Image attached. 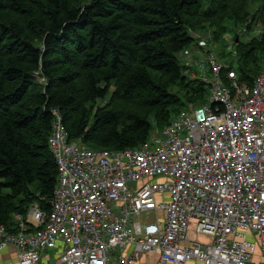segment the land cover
<instances>
[{
    "label": "trees",
    "instance_id": "16d2710c",
    "mask_svg": "<svg viewBox=\"0 0 264 264\" xmlns=\"http://www.w3.org/2000/svg\"><path fill=\"white\" fill-rule=\"evenodd\" d=\"M236 28L234 58L223 40ZM193 33H209L252 86L264 68V0H0V223L15 227L34 203L50 210L51 109L70 140L126 150L206 103L211 87L181 57L198 44Z\"/></svg>",
    "mask_w": 264,
    "mask_h": 264
},
{
    "label": "built area",
    "instance_id": "2783aa9c",
    "mask_svg": "<svg viewBox=\"0 0 264 264\" xmlns=\"http://www.w3.org/2000/svg\"><path fill=\"white\" fill-rule=\"evenodd\" d=\"M193 36L198 44L181 57L211 94L141 146L70 140L60 110L51 109L59 176L50 210L34 203L26 216L13 215L15 227L0 223V252L13 247L19 264H39L62 242L50 264H136L148 254L158 255L156 264L264 262V68L248 86ZM227 49L236 58L234 41ZM147 213L156 220L142 222Z\"/></svg>",
    "mask_w": 264,
    "mask_h": 264
},
{
    "label": "crops",
    "instance_id": "0c3cea01",
    "mask_svg": "<svg viewBox=\"0 0 264 264\" xmlns=\"http://www.w3.org/2000/svg\"><path fill=\"white\" fill-rule=\"evenodd\" d=\"M258 33V32H257ZM256 33V34H257ZM64 251V245L62 242L57 244V247L54 250L45 251L42 256L39 264H50L55 259H57ZM132 248L129 247L126 251V254H130ZM158 259L157 254H148L142 257L140 261L136 264H156ZM261 263L264 264L263 260ZM0 264H19L16 249L13 247H8L0 252ZM188 264H201L200 262H190Z\"/></svg>",
    "mask_w": 264,
    "mask_h": 264
},
{
    "label": "rangeland",
    "instance_id": "374dc122",
    "mask_svg": "<svg viewBox=\"0 0 264 264\" xmlns=\"http://www.w3.org/2000/svg\"><path fill=\"white\" fill-rule=\"evenodd\" d=\"M257 31H259V30H257ZM230 33L229 34H226L225 35V39L223 40V42H224V44L225 45H227V47H228V43H230V42H235V34L238 32V29L236 28V29H230V31H229ZM238 33H240V32H238ZM195 35H196V37H197V39L199 38V40H200V38H204V39H206V40H208L209 41V39L211 38V35L209 34V33H204V34H201V35H198V34H196L195 33ZM251 36H248V35H243L242 34V36H241V39L242 40H247L248 38H250ZM38 43V42H37ZM210 45V44H209ZM224 45V46H225ZM216 47H219L218 45H216L215 46V51L217 52V53H219V51H221L220 49L221 48H216ZM32 78H33V80L34 81H36V82H38L40 85H43V86H45L46 84H47V81H46V79L41 75V74H39V73H36V74H34L33 76H32ZM114 89H112V91H113ZM101 103H103V102H101ZM82 143H80V145H81ZM3 182V180L2 179H0V183H2ZM8 190H5V192H7ZM160 215H162V213H159ZM156 213H147V214H143L141 217H140V220L142 221V222H147V221H155L156 219ZM253 240L257 243V245H258V247H257V251H256V254H255V257H254V261H255V263H257V262H259V259L262 257V249H261V246H260V242H259V235L258 234H255V235H253Z\"/></svg>",
    "mask_w": 264,
    "mask_h": 264
},
{
    "label": "water",
    "instance_id": "95a60500",
    "mask_svg": "<svg viewBox=\"0 0 264 264\" xmlns=\"http://www.w3.org/2000/svg\"><path fill=\"white\" fill-rule=\"evenodd\" d=\"M239 38H240V37L237 36L236 41H239ZM131 185H132V186H135L136 184H135V183H132Z\"/></svg>",
    "mask_w": 264,
    "mask_h": 264
}]
</instances>
